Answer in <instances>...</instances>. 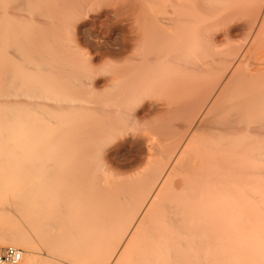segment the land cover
Returning a JSON list of instances; mask_svg holds the SVG:
<instances>
[{
	"label": "bare ground",
	"instance_id": "6f19581e",
	"mask_svg": "<svg viewBox=\"0 0 264 264\" xmlns=\"http://www.w3.org/2000/svg\"><path fill=\"white\" fill-rule=\"evenodd\" d=\"M5 5L11 7L13 26L0 30V57L8 60L0 66V98L6 97L0 101V139L29 135V126L25 132L20 125L27 113L46 105L39 101L38 88L43 87L38 83L44 84L40 80L48 73L54 77L49 86L59 87L61 94L77 88L92 100L84 98L79 108L66 105L68 111L78 110L77 119L51 129L47 146L34 150L26 168L31 187L26 194L23 189L16 207L28 216L25 224L30 221L44 248L18 229L0 235L1 244L39 249L32 257L24 253V264H62L66 253L62 262L71 257V264H233L248 259L244 250L264 252V217L259 215L264 214V147L259 146L264 140V0H5ZM214 14H226L221 32L216 30L219 23L216 28L202 25L205 15ZM129 15H136L132 24L137 26L144 16V61L136 59L131 69L125 66L128 71L122 67L102 81L113 90L109 97L96 78L81 79L95 77L97 69L77 37L67 40L82 17L101 30ZM5 17L0 19L9 23ZM245 33L244 42L235 43ZM131 42L119 44L116 51L106 49L104 55H127ZM247 52L253 60L245 57ZM23 59L29 67L24 63L20 70ZM34 70L41 73L35 75L39 81L23 82V73ZM77 78L81 80L75 84ZM28 89L37 100L22 101L25 113L10 97ZM143 94L141 113L134 112L131 106ZM158 96L164 97L161 108L146 102ZM142 119L157 124L120 145L132 151L144 145L148 167L124 177L117 153L106 147ZM178 119L180 123H172ZM142 163L133 157L123 168H141ZM89 228L98 233L86 245L91 235H83ZM74 234L81 238L76 235V248L69 243ZM60 243L66 252H58Z\"/></svg>",
	"mask_w": 264,
	"mask_h": 264
},
{
	"label": "rangeland",
	"instance_id": "374dc122",
	"mask_svg": "<svg viewBox=\"0 0 264 264\" xmlns=\"http://www.w3.org/2000/svg\"><path fill=\"white\" fill-rule=\"evenodd\" d=\"M2 3H3V1H4V3L2 4V5H4V6H0V13H2L3 12V14H0V15H2L4 18H6L5 16H7L9 19H10V21L8 20V19H6V21H9V23H6V22H4L5 21V19H0V30H2V27L3 26H7L8 28H10L11 26H13V21H11V11H10V9H11V7H7V8H5V6H7V5H5V0H0ZM8 2V0H6V3ZM1 4V3H0ZM9 5V4H8ZM4 8L5 9H7L8 11L6 12V10H4ZM6 12V13H5ZM9 12V13H8ZM26 14H27V12H25ZM219 15V14H218ZM216 15V14H214V15H205V17H204V19H203V21H202V25L203 26H208L209 24V26H213V27H217V24H218V29L216 28V30L218 31V32H221V31H223L225 28H226V25H227V22L224 24L223 22H222V24L220 23L221 21H224L223 19L226 17V14H221V15ZM2 16H0V17H2ZM213 16H215V17H213ZM126 17V18H125ZM136 17V15L134 16V17H132L131 15H129V16H123L122 18H119V20H123V23H121V25H120V22H119V20L117 21V20H112L111 22H109V23H106V24H104V26H103V28L100 30V29H97L96 28V26L94 25L93 26V24L91 23V21L89 20V19H86L85 17H82L81 18V20H77V21H75L74 22V24H73V30H74V33H72L71 35H70V37L68 38V40H67V42H69V41H71V42H73V40H74V37H77L76 39H78V40H76V42L78 41L79 43H81V50H82V52L83 53H85V55H89L90 57H91V59H93L92 60V62H93V66L94 67H96V69H97V75L94 77V76H91V77H89L88 76V74H86V76H88L87 78H89L90 79V81L86 78V76H84V75H81L82 77H81V79H84V81H86V82H91L94 78H96V81L99 83V86H101V88H99V90L100 91H104V92H106V94H107V96L110 94L109 92H111V95L113 94V90H111L112 88L111 87H109V88H105L104 87V85H103V83H102V81L104 82V81H106V80H109V79H112L114 76H115V74L117 73V72H121L122 71V67H125V66H130L129 68L131 69V67L132 66H135V60L136 59H139V60H142V61H144V20H143V18H144V16H142L140 19H139V27L136 25V24H132L133 23V21H134V18ZM221 17V18H220ZM224 17V18H223ZM84 18V19H83ZM133 18V19H132ZM207 18V19H206ZM209 18V19H208ZM212 18H214V19H212ZM212 19V20H211ZM4 22V24H3V22ZM103 20H105V19H103ZM219 21V22H218ZM205 22V23H204ZM225 22V21H224ZM232 23H236V21H233ZM7 24V25H6ZM10 24V25H9ZM134 25V26H133ZM220 25H222V26H220ZM93 26V27H92ZM23 27H29V23L28 24H25V26H23ZM127 28H129L130 30H131V32L132 33H130V30H128ZM140 30V32H139V30ZM22 29V28H21ZM20 29V31L21 32H23V30H24V32H26L29 28H27V30H25V28H23L22 30ZM126 29V30H125ZM99 30V31H98ZM137 30V31H136ZM79 31V32H78ZM83 31H85L84 33H83ZM100 32V33H99ZM80 33V34H79ZM90 33V34H89ZM139 33V34H138ZM78 34V35H77ZM85 34V35H84ZM75 35V36H74ZM83 35V36H82ZM122 35V36H121ZM126 36V39H125V36ZM136 37H135V36ZM245 36H242V37H238L236 40H235V43H237V44H240V43H243L244 42V40L247 38V35H246V33L244 34ZM132 36V37H131ZM129 39H128V38ZM72 39V40H71ZM138 39V40H137ZM143 39V40H142ZM124 40V41H123ZM126 40H132V42H131V50H130V52H128L127 53V55H123V56H121V57H111V56H106V55H104L105 54V52H106V49H107V51H108V49L111 51L112 49H113V51L115 50L116 51V49H120L119 47H120V45L122 46L124 43H125V41ZM137 40V41H136ZM141 40V41H140ZM1 41H3V39H2V37H1V35H0V46H1ZM87 41H89L88 42V44H89V46H88V44H86L87 43ZM107 43H105V42ZM137 43H136V42ZM140 41V42H139ZM142 41H143V45H142ZM100 42V43H99ZM124 42V43H123ZM85 43V44H84ZM122 43V44H121ZM134 45H133V44ZM92 44H94V45H92ZM102 46H101V45ZM113 44V45H112ZM115 44V45H114ZM117 44V45H116ZM120 44V45H119ZM91 46V47H90ZM102 48H101V47ZM107 46V47H106ZM105 49H104V48ZM115 47H117V48H115ZM141 47H142V49H141ZM222 48L223 47H225V44H222V46H221ZM2 47H0V49H1ZM3 49V48H2ZM2 49H1V51H2ZM13 51V50H12ZM75 51V50H74ZM102 51V52H101ZM118 51V50H117ZM74 53V52H73ZM248 54H245V57L246 58H252V60L254 59L253 57H252V52L250 53V52H247ZM74 54H76V53H74ZM91 54H93L92 56H91ZM3 55V51L2 52H0V56H2ZM102 56V57H101ZM3 57V56H2ZM105 57V58H104ZM142 57V58H141ZM1 58V57H0ZM100 58H102L103 59V61L100 59ZM2 59H4V58H1L0 59V66L3 64L4 65V63H6L8 60L5 58L4 60H2ZM4 61V62H3ZM142 61H141V63H142ZM25 62H29V60H26V59H23L17 66H21V65H24V63ZM97 63V64H96ZM26 64L27 63H25V67H29V66H26ZM132 64V65H131ZM142 64H144V63H142ZM2 65V66H3ZM28 65H29V63H28ZM33 65V64H32ZM32 65H30V66H32ZM24 66H21V68L19 67V69L20 70H23V69H25V67ZM23 68V69H22ZM119 68V69H118ZM121 68V69H120ZM126 68V69H125ZM125 68H123V71H125V70H127L128 71V67H125ZM68 70V69H67ZM98 70H99V72H98ZM144 70V69H143ZM109 71V72H108ZM110 71H113V72H110ZM31 72V73H30ZM29 73H23V79H22V81L24 82V79H26L27 81H25L26 83H28L29 81L31 82H36V80L37 81H39V78H37L36 76L37 75H39V74H41V73H39L38 71H33V73H32V71H30ZM67 72V71H66ZM144 73V72H143ZM34 76H33V75ZM74 74V73H73ZM76 74V73H75ZM36 75V76H35ZM21 76V75H20ZM85 78H84V77ZM27 77V78H26ZM30 78V79H29ZM45 78L46 79H44L43 78V80H40L41 81V83H44V84H40V82L38 83L40 86H42L43 88L42 89H39L38 88V90H40V91H42V95H41V99H39V101H41L42 102V99H43V102H45L46 103V105H48V106H43V108H41V110L39 111V106H38V108L39 109H37V107H35L36 109H34L33 107L34 106H31V109L33 108L34 110H37V112L36 111H34L33 109L31 110L30 109V105L28 106L29 107V111H34L35 112V114H34V112H33V114H31L30 116L28 115L29 113H27L26 115H27V121H26V125L23 123L22 125H20V129L21 130H23V131H25L26 132V130H29V129H27L28 128V126H29V128H30V131H31V133L33 132V135L30 133V131H27L26 133L27 134H29V135H22V136H14V135H9V136H7V137H5V138H3V139H0V235H4L5 233H11V232H15L17 229L18 230H20L22 233H23V235H24V237H25V239L28 241V239H29V241H30V239H33V240H35L34 241V243L35 244H37L38 245V247L37 248H39V249H41L42 247H43V243L42 242H39L38 241V238H36L37 237V234H36V237H34L33 236V233H32V231H35L34 230V228L32 227V229H30L31 227H30V225H31V223H30V221H29V223H28V225L27 224H25L26 222H28V220H29V218H28V216H26L25 214H21V212L20 211H18L17 209H18V206L16 207V203H19L18 201H17V198L19 199V198H21L24 194H26L27 192H28V190L30 189V185H31V182H30V174H29V176H28V173H30L31 171H29V169H27V171H26V168H28V164L31 162V159H34V157H33V155H34V153L36 154V151L38 150V149H44L46 146H47V141H48V136H49V132H51V129L52 130H56V128H57V130H60L61 129V127L63 126V124H65V122L66 121H69V119H74L75 120V118L77 117V111L78 110H76V108L75 109H73L72 111H68L67 109H68V107L66 106V105H68V106H74V107H76L77 105H78V107L77 108H79V105H81V102H83V101H85V100H92L91 98H92V95L91 94H89V93H85V94H88L87 96L84 94V97H83V93H81L80 92V90L79 89H77L76 87H75V85L74 86H72V88H76V90L75 89H70V88H68L66 91L65 90H63L62 89V91H64V92H62V94H61V92H60V90L61 89H58L59 87H53V86H49V84L48 83H50V82H52V78H54L53 76H52V73H48V74H46V76H45ZM35 79V80H34ZM79 78H77V79H73V82H76L75 84H78V83H80V80L81 79H79ZM34 80V81H33ZM103 86V87H102ZM45 87V88H44ZM56 90V91H55ZM70 90H71V92H70ZM72 90H75V91H72ZM47 91V92H46ZM21 92V93H20ZM20 92H18V94H16V95H14V96H12V97H10V98H12V99H10V100H13V101H15V99H16V101L17 102H19V104L20 105H22L21 103H22V101L25 103L24 105H27V103L28 104H31L32 102H35L37 99L36 98H33L34 97V95H33V97H32V90H30V89H28V91L27 92H25V91H23L24 93L22 94V90L20 91ZM31 94H30V93ZM57 92V93H56ZM70 92V93H69ZM80 92V93H79ZM19 93H20V95L22 96V98L20 97V95H19ZM64 93V94H63ZM77 93V94H76ZM26 94V95H25ZM29 94V95H28ZM18 95V98L16 97ZM64 95H65V97L67 98V99H65V97H64ZM26 96V97H25ZM46 96V97H45ZM14 97V98H13ZM20 97V98H19ZM23 97H24V99H23ZM32 101V102H30L29 101V99ZM43 97V98H42ZM63 97V99H62V101H59V99H61V98ZM109 97H110V95H109ZM46 98V99H45ZM85 98V100H83ZM90 98V99H89ZM141 98H143L142 99V101H141V99H140V102L138 103H136V106H135V104H133L132 106H131V108H132V110L134 111V112H140V110L142 109V107L144 106V94L142 95V97ZM8 99V98H7ZM25 99H27V100H25ZM2 100V101H1ZM6 100V97L5 96H2L1 98H0V101L1 102H3V101H5ZM19 100V101H18ZM21 100V101H20ZM35 100V101H34ZM164 100V97L163 96H158V97H155V98H153L152 100L151 99H149V100H147L146 102L149 104V105H151L150 103H152V105L153 104H156V106L155 105H153L154 107H156V108H159L160 107V105H161V103H162V101ZM15 101V102H16ZM27 101V102H26ZM56 101V102H55ZM47 102L49 103V104H47ZM62 104L63 105V107H64V105L66 106V107H64V108H66V110L64 109H62V108H60L59 106H57L56 104ZM2 105V104H1ZM91 106H93L92 104H90ZM158 105V106H157ZM52 106V107H51ZM56 106V107H55ZM135 106V107H134ZM1 107V106H0ZM21 107V106H20ZM22 107L24 108V106L22 105ZM55 107V108H54ZM58 107V108H57ZM69 107V110H71V108ZM25 108H27L26 106H25ZM24 108V109H25ZM161 108V107H160ZM23 109V110H24ZM28 112L26 109L23 111V112ZM64 111V112H63ZM25 112V113H26ZM31 113V112H30ZM72 113V114H71ZM74 113H75V115H74ZM141 113V112H140ZM33 115V116H32ZM72 116V117H71ZM76 116V117H75ZM69 117V118H68ZM67 119V120H66ZM77 119V118H76ZM65 122H64V121ZM143 120V119H142ZM142 120H140L139 122H138V125L135 127H132V128H129V131H128V129L126 130V131H124L123 132V135H122V133L120 134V135H118V138H116V139H113L112 140V143H110L107 147H106V150H111V151H113V152H116L117 153V156H118V158L120 159V160H118V162H119V164L120 165H122L123 167H125V165H127L128 164V162L133 158V157H137L138 158V160H140V161H143V163L140 165L141 166V168L138 166L137 168H134V169H130V168H120L119 169V171H120V173H122L123 175H124V177H127L128 175H134L136 172H137V170H138V172L139 171H144V170H146L147 169V167H148V165H144V160H146V155L147 154H145V153H147V149H146V147L144 146V145H140L137 149H135V151H132L130 148H129V146L127 147V145L125 146V145H120L121 143V140H123L124 138H132L133 136H144V129H147V128H152L154 125H156L157 124V122L156 121H154V122H145L144 120L142 121ZM179 120V119H178ZM55 121H57V122H55ZM177 120H175V121H172V123L173 124H175V123H180V120L179 121H177ZM58 124H61V126H59ZM22 126V127H21ZM51 126V127H50ZM146 126V127H145ZM2 127L4 128V125L2 124ZM27 127V128H26ZM56 127V128H55ZM18 128V127H17ZM0 129H1V127H0ZM30 134H31V136H30ZM128 134V135H127ZM122 135V136H121ZM30 136V137H29ZM44 138H45V140H44ZM121 138V139H120ZM120 139V140H119ZM45 141V142H44ZM262 141V142H261ZM40 144H43V145H40ZM259 146L260 147H264V140H262V139H260V141H259ZM36 148V149H35ZM140 149V150H139ZM34 150H36V151H34ZM128 150H129V153H128ZM135 153V154H132V153ZM138 152V153H137ZM145 154V155H144ZM133 155V156H132ZM144 155V156H143ZM35 156V155H34ZM30 157V158H29ZM126 157V158H125ZM128 157V158H127ZM117 158V159H118ZM128 161V162H127ZM126 162V163H125ZM13 163H15L14 165H12ZM27 164V166H26V164ZM24 165H25V167H24ZM12 167V168H11ZM144 168H146V169H144ZM123 170V171H122ZM260 170H262V169H260ZM263 177V178H262ZM25 178H26V182H28L27 184H28V186H29V188L28 187H24V186H26L27 184H25L26 182H24L25 181ZM27 178H28V180H27ZM261 178L262 179H264V174H263V176H261ZM259 179H260V176H259ZM261 180V179H260ZM262 182H263V184H264V180H262ZM261 182V183H262ZM260 183V186H261V188H264V185L263 184H261ZM23 189H25V191H24V194H22V196L20 197V193L22 192L23 193ZM27 190V191H26ZM26 192V193H25ZM26 197H27V195H25V199H22V200H26ZM23 198V197H22ZM20 200V199H19ZM23 203V202H22ZM20 204H21V201H20ZM18 205V204H17ZM20 209V208H19ZM260 216H262V217H264V214H259ZM23 216V217H22ZM26 218V219H25ZM21 228L23 229V231L21 230ZM30 229V230H29ZM91 229V232L90 233H88L87 231H84V233H85V235H83V236H87L86 234H90L91 236H87V238L85 239V244L86 245H88V240L87 239H89V240H91V239H93L92 237L94 236V238H96L95 237V235H97V233H98V230H96L97 231V233H95V235H93L94 234V232H96L95 231V229H92V228H89L88 229V231ZM75 232L76 230H72L71 232ZM25 232V233H24ZM73 232V233H74ZM77 233V232H76ZM82 232H80V234H81ZM93 233V234H92ZM68 234V233H67ZM66 234V235H67ZM79 234V233H78ZM78 234H74V236H80V235H78ZM2 235V236H3ZM65 235V236H66ZM72 235V234H71ZM81 235V236H82ZM93 235V236H92ZM0 237V239L1 238H3V237ZM5 236V235H4ZM68 236H70V234H68ZM68 236H66L65 238H67ZM70 237V240L72 241V242H69V239H66L69 243H70V245H72V247H74V248H76V246H75V242H77V236H76V239H75V237ZM83 236H82V238H83ZM27 237H30V238H28L27 239ZM32 237V238H31ZM69 238V237H68ZM80 238V237H79ZM91 238V239H90ZM81 239V238H80ZM33 240H31V241H33ZM76 240V241H75ZM94 240V239H93ZM75 241V242H74ZM39 242V243H38ZM74 242V243H73ZM79 242H80V240H79ZM87 242V243H86ZM83 243L84 242H82V247H84L83 246ZM40 244H41V246H40ZM80 244H81V242H80ZM79 244V245H80ZM4 244H1L0 243V256L2 255V252H3V250L5 249V248H8V247H13L12 245H4ZM36 245V246H37ZM63 245H65L64 243H60V245L58 246L57 245V247H58V252H60V251H62L63 252V250L66 252V250H67V248H66V246H63ZM14 248H16V249H19V250H21L22 252H23V254L25 253V255H27L26 257H28V255H29V257H32L30 254H33V256H35V254L34 253H36V251L37 250H39V249H34V251L32 250L31 252L29 251V249L26 247V245H24V247L23 246H19V247H14ZM44 248V247H43ZM56 248V247H55ZM54 248V249H55ZM64 248V249H63ZM27 249H28V251H27ZM66 249V250H65ZM70 249H71V247H70ZM56 251V250H55ZM33 252V253H32ZM38 252V251H37ZM40 252V251H39ZM244 252H245V250L242 252L243 254V256L245 255V257H247L248 259H244L245 260V262H244V260L243 261H240V262H233V264H252V262H249L250 261V259H252L251 257L253 256L254 257V259H253V261H255V263H256V259H258L257 258V256H256V258H255V254L256 255H258L259 253H261V255L262 256H264V252H259L258 253V251L257 252H255V250L254 249H251V250H247L245 253L246 254H244ZM248 252V253H247ZM55 253H57V252H55ZM255 253V254H254ZM61 254V253H60ZM63 254V253H62ZM60 255L61 256V258L63 257V255L65 256L66 255V258L68 259V257H67V253L66 254H63V255ZM252 256H251V255ZM250 255V256H249ZM260 254L258 255V256H261ZM24 257L25 256H23V259H24ZM70 257V256H69ZM56 258H57V255H56ZM60 257H59V255H58V258L57 259H59ZM60 258V259H61ZM65 257H63V260H60L61 261V263L62 264H67V263H69V264H71L70 263V259H71V257H70V259H69V262L67 261V263H63L62 261H64V259H66ZM72 260V259H71ZM261 261V262H260ZM65 262H66V260H65ZM254 263V262H253ZM254 263V264H255ZM258 264H264V257H260L259 258V262H257ZM24 264V263H23Z\"/></svg>",
	"mask_w": 264,
	"mask_h": 264
},
{
	"label": "built area",
	"instance_id": "2783aa9c",
	"mask_svg": "<svg viewBox=\"0 0 264 264\" xmlns=\"http://www.w3.org/2000/svg\"><path fill=\"white\" fill-rule=\"evenodd\" d=\"M23 252L14 247L5 248L1 255V262L3 264H22Z\"/></svg>",
	"mask_w": 264,
	"mask_h": 264
}]
</instances>
